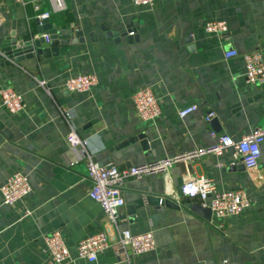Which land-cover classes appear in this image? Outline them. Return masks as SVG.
Wrapping results in <instances>:
<instances>
[{
    "label": "crops",
    "instance_id": "crops-1",
    "mask_svg": "<svg viewBox=\"0 0 264 264\" xmlns=\"http://www.w3.org/2000/svg\"><path fill=\"white\" fill-rule=\"evenodd\" d=\"M64 2L60 13L52 12L49 0H42L38 11L31 3L0 2V47L11 36L18 42L42 37L36 22L44 12L50 13L52 29L71 31L70 39L79 34L58 45L55 54L0 66V89H13L25 104L18 114L0 105V187L16 172L27 175L31 186L14 207L3 205L0 195V264H48L43 238L53 231H60L69 248L70 258L62 264H264V142L252 171L228 149L220 157L175 165L167 181L127 179L121 217L113 224L87 195L91 183L84 157L68 145L63 115L69 113L95 163L119 169L212 146L211 133L238 140L264 129V85L245 83L241 58L264 49V0H153L147 9L135 8L132 0ZM213 20L224 21L227 32L207 35L204 24ZM108 31H130L135 41L125 33L109 38ZM229 50L237 56L225 59ZM77 75L97 77L90 95L63 88ZM145 88L162 104L154 122L141 121L131 101ZM193 104L195 112L178 118L181 108ZM209 112L214 119L207 124ZM140 134L146 148L137 141L123 145ZM201 176L217 191L244 190L249 208L222 220L193 212L187 205L201 206L200 200L183 197L180 188L188 177ZM147 197L169 199L176 207ZM118 230L152 232L155 249L129 261L117 259L112 248ZM98 232L112 247L95 263L77 260L76 244Z\"/></svg>",
    "mask_w": 264,
    "mask_h": 264
},
{
    "label": "built area",
    "instance_id": "built-area-1",
    "mask_svg": "<svg viewBox=\"0 0 264 264\" xmlns=\"http://www.w3.org/2000/svg\"><path fill=\"white\" fill-rule=\"evenodd\" d=\"M2 0H0L1 2ZM21 3L33 4L36 11L40 8L42 0H14ZM52 12L60 13L65 11L64 0H49ZM153 0H132V4L137 9H147ZM49 12L41 13L37 16L38 21L48 19ZM1 19V17H0ZM0 20V27H1ZM204 32L207 35H222L227 32V24L224 21L213 20L204 24ZM129 36H133L130 32ZM45 43H49V36L43 34ZM237 52L229 50L224 53L225 59L234 58ZM244 72L243 78L246 84L264 85V49L255 50L241 55ZM40 88L46 90V82L37 81ZM98 85L95 75H77L65 80L63 88L71 93H85L90 95ZM133 107L143 122H154L161 115V101L157 99L149 88L134 92L131 96ZM0 105L9 114L21 113L25 104L21 94L11 88L0 89ZM197 110L196 105H188L177 112V116L183 119L187 115ZM67 121L69 132L66 141L71 149H80L84 157L87 179L91 187L87 193L88 197L99 204L106 218L113 224L117 223L118 212L124 206V182L127 179H142L144 177L157 176L168 179V174L175 165L188 166L191 163L206 157H220L225 150L232 151L235 161H240L244 168L252 171L258 168L261 159V146L264 142V129H256L251 134L234 140L231 137L221 134L211 136L216 138V143L209 147L193 148L175 153L162 159L147 163H140L128 168L119 169L112 163L99 165L95 163L88 152L87 142L80 139L74 127L70 123L69 113H63ZM214 119V114L209 112L204 120L209 124ZM31 192V186L27 175L16 172L9 176L0 187L2 203L8 207H14ZM180 193L183 197L198 198L201 207L207 208L215 220H222L232 216H238L249 208V200L244 190L217 191L211 179L201 177H188L181 185ZM173 200L178 202V197L173 195ZM29 215V212L26 213ZM221 228V227H219ZM47 253L49 255L48 264H62L70 258L69 248L60 231H53L43 238ZM112 245L104 232H98L76 244V258L88 263H95L99 254L111 248ZM113 253L117 259L129 261L130 257L146 254L155 249V240L152 232L142 234H132L129 230H118L117 237L113 245Z\"/></svg>",
    "mask_w": 264,
    "mask_h": 264
},
{
    "label": "water",
    "instance_id": "water-1",
    "mask_svg": "<svg viewBox=\"0 0 264 264\" xmlns=\"http://www.w3.org/2000/svg\"><path fill=\"white\" fill-rule=\"evenodd\" d=\"M40 27L37 29V32L40 34L41 32H45L49 36V43H45L43 38L40 37L38 39H29L26 41L18 42L17 39L14 36H11L8 38V40L0 47V66L8 65L10 62L18 64L22 62L24 59H31L35 55L37 56H48L50 54H55L56 47L58 45H67L70 42H74L77 40V37L79 34L76 33L74 38H71V31L62 30V29H52L49 25L48 19H43L41 21L36 22ZM125 31H120L117 33L109 32L107 33V36L109 38H117L120 34L125 33L128 36ZM128 41L133 42L135 41V38L132 36H128ZM139 142V145L142 149L147 147V142L145 140L144 134L138 135L136 138L131 139L127 141L126 143H123V145L128 144H134L135 142ZM160 202L158 199H153L151 197H147L146 201L153 202ZM154 202V203H155ZM163 205L170 206V207H176L174 202L167 199L166 201L160 202ZM136 205L139 207L142 206V201H139ZM189 209H191L193 212L197 213L201 217L205 219L210 218V211L207 208H203L200 205H187ZM120 211V210H119ZM121 216H118L120 218Z\"/></svg>",
    "mask_w": 264,
    "mask_h": 264
}]
</instances>
